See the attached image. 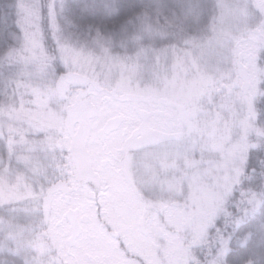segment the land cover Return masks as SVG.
Wrapping results in <instances>:
<instances>
[{
  "label": "snow or ice",
  "instance_id": "6c2138e0",
  "mask_svg": "<svg viewBox=\"0 0 264 264\" xmlns=\"http://www.w3.org/2000/svg\"><path fill=\"white\" fill-rule=\"evenodd\" d=\"M121 199L139 264H264V0H0V264H126Z\"/></svg>",
  "mask_w": 264,
  "mask_h": 264
},
{
  "label": "trees",
  "instance_id": "16d2710c",
  "mask_svg": "<svg viewBox=\"0 0 264 264\" xmlns=\"http://www.w3.org/2000/svg\"><path fill=\"white\" fill-rule=\"evenodd\" d=\"M89 193L92 194L91 190H89ZM96 198L97 200L103 201L108 197L96 194ZM128 209L129 206L127 201L125 199H121L118 202V206L112 211L110 217L107 220H105L108 229L111 230L112 239L110 240V244L115 245L117 248H119L121 244L123 245L124 251L121 252V258L126 261V264H130L129 262L132 263L133 262L132 259H135L136 261H140L144 259L141 255L137 254L135 251V243L130 235L131 222H129L128 220V218L130 217ZM165 219L167 220L168 217H165ZM141 227L142 230H144V232L153 234L155 239H157L158 243H161V241H163L164 244L167 243V240L163 239L164 236H161L164 233L159 230L157 224L149 225L148 223H144ZM116 238H119V243H117ZM149 251L150 253L147 255V257L155 256V251H156L155 249L152 250L151 248H149ZM125 252L127 253L126 255L124 254Z\"/></svg>",
  "mask_w": 264,
  "mask_h": 264
},
{
  "label": "rangeland",
  "instance_id": "374dc122",
  "mask_svg": "<svg viewBox=\"0 0 264 264\" xmlns=\"http://www.w3.org/2000/svg\"><path fill=\"white\" fill-rule=\"evenodd\" d=\"M177 90L179 91V89ZM128 220L129 222H131L130 235L135 243V251L137 254L141 255L145 259L150 253L149 248H151L152 250H156L162 247V244L158 243L153 234L144 232L141 226H136L133 223L131 216L128 218ZM161 236H164V234H162ZM163 239H166L165 236L163 237ZM132 261V263L139 264V261H136L135 259H132ZM129 263L132 264L131 262Z\"/></svg>",
  "mask_w": 264,
  "mask_h": 264
}]
</instances>
